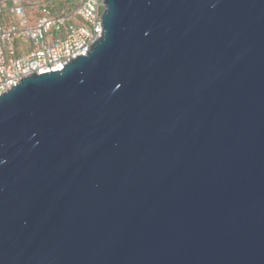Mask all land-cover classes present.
<instances>
[{
  "label": "water",
  "instance_id": "obj_1",
  "mask_svg": "<svg viewBox=\"0 0 264 264\" xmlns=\"http://www.w3.org/2000/svg\"><path fill=\"white\" fill-rule=\"evenodd\" d=\"M104 1L0 96V264H264V0Z\"/></svg>",
  "mask_w": 264,
  "mask_h": 264
},
{
  "label": "built area",
  "instance_id": "obj_2",
  "mask_svg": "<svg viewBox=\"0 0 264 264\" xmlns=\"http://www.w3.org/2000/svg\"><path fill=\"white\" fill-rule=\"evenodd\" d=\"M53 1L0 0V96L26 76L62 69L88 53L101 36L104 0ZM34 8L41 15L31 22L29 11ZM18 39L33 46L18 55Z\"/></svg>",
  "mask_w": 264,
  "mask_h": 264
},
{
  "label": "rangeland",
  "instance_id": "obj_3",
  "mask_svg": "<svg viewBox=\"0 0 264 264\" xmlns=\"http://www.w3.org/2000/svg\"><path fill=\"white\" fill-rule=\"evenodd\" d=\"M60 1L65 2V0H60ZM60 1H59V4H60ZM29 13H30L31 22H34L35 18L39 17L41 15V12L38 8L30 9ZM2 18H4V20H6V21L10 20V17L7 14H3ZM16 45L20 46V48L18 47V50L20 53L26 52L27 50H29L33 46L32 42H30L29 40H24V39H18L16 41Z\"/></svg>",
  "mask_w": 264,
  "mask_h": 264
},
{
  "label": "crops",
  "instance_id": "obj_4",
  "mask_svg": "<svg viewBox=\"0 0 264 264\" xmlns=\"http://www.w3.org/2000/svg\"><path fill=\"white\" fill-rule=\"evenodd\" d=\"M55 1H56V0H55ZM55 1H53V2H55ZM58 1H60V0H58ZM52 4H53V5H55V4L57 5L58 2L56 1L55 3H52ZM58 5H59V4H58ZM17 47L20 48V46H17ZM25 48H26V47H25ZM23 53H25V52L20 53L19 50H18V52H17L18 55L23 54Z\"/></svg>",
  "mask_w": 264,
  "mask_h": 264
}]
</instances>
